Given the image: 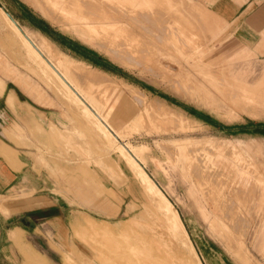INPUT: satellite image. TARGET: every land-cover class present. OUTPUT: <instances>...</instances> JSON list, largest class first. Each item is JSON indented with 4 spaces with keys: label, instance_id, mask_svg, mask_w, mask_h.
I'll list each match as a JSON object with an SVG mask.
<instances>
[{
    "label": "rangeland",
    "instance_id": "rangeland-1",
    "mask_svg": "<svg viewBox=\"0 0 264 264\" xmlns=\"http://www.w3.org/2000/svg\"><path fill=\"white\" fill-rule=\"evenodd\" d=\"M211 2L0 0L63 79L0 13V264H264V55Z\"/></svg>",
    "mask_w": 264,
    "mask_h": 264
},
{
    "label": "crops",
    "instance_id": "crops-1",
    "mask_svg": "<svg viewBox=\"0 0 264 264\" xmlns=\"http://www.w3.org/2000/svg\"><path fill=\"white\" fill-rule=\"evenodd\" d=\"M210 9L219 20L226 24V32L232 34L234 39H237V41L245 47L250 49L253 48L255 51H258L259 54L264 55V0H212ZM0 13L6 22L13 27L28 51L34 52L41 58L36 49L25 39L20 29L7 18L4 12L0 10ZM43 62L55 73L44 59ZM57 77L59 78L58 75ZM15 106V95L6 91L4 84H1L0 114L3 113V111L4 113L9 112V108L13 109ZM21 158L22 156L19 155V152L0 140V197H6V195L11 194L21 186L23 175L26 171L25 168H20L21 165L23 166L25 164ZM2 207L3 205L0 202V208ZM8 220L10 221L9 218L0 219L1 252L4 251V244H7L10 238L15 243L19 242V237L17 233H15L17 230L16 227L6 228L11 222Z\"/></svg>",
    "mask_w": 264,
    "mask_h": 264
},
{
    "label": "bare ground",
    "instance_id": "bare-ground-1",
    "mask_svg": "<svg viewBox=\"0 0 264 264\" xmlns=\"http://www.w3.org/2000/svg\"><path fill=\"white\" fill-rule=\"evenodd\" d=\"M80 2V1H79ZM42 4V3H41ZM42 5H44V4H42ZM73 5H75V4H73ZM45 6V5H44ZM43 6V7H44ZM76 6V5H75ZM78 6H79V4H78ZM77 7V6H76ZM45 8H47V7H44V9ZM47 10H48V8H47ZM53 10V9H52ZM90 10V9H89ZM48 12L50 13V11L48 10ZM53 12H55V11H53ZM52 13V12H51ZM88 13V12H87ZM53 14V13H52ZM90 14V13H89ZM88 14V15H89ZM48 15V14H47ZM50 16V15H49ZM55 17V16H54ZM98 28H100V27H98ZM88 29V28H87ZM89 29H91V32L93 31V28H89ZM88 29V31H90ZM105 29V28H104ZM98 30H101V29H98ZM110 30V29H109ZM113 32H114V30H113ZM90 33V32H89ZM102 34H103V31L101 32ZM106 33H107V31H106ZM112 33V32H111ZM108 35H110V34H108ZM122 35V34H121ZM99 36V35H98ZM101 36V35H100ZM24 37H25V39L31 44V46L32 47H34L35 49H36V51L38 52V54H39V56L41 57V58H43L44 59V61L47 63V65L48 66H50L52 69H53V71H54V68L52 67V65L50 64V62H48L46 59H45V57H43L42 56V54L39 52V50L36 48V46L34 45V43H32V42H30V40L24 35ZM117 37V36H116ZM118 39V38H117ZM125 39H126V37H125ZM124 40V39H123ZM122 41V40H121ZM109 42H110V40H109ZM103 43V42H102ZM120 43V42H119ZM125 44V46H124V48L125 47H127L128 45H127V43L128 42H124ZM109 45V44H108ZM120 45H121V43H120ZM136 45V44H135ZM113 49V48H112ZM133 51H131V53H132ZM42 59V60H43ZM58 76H59V74L58 73H56ZM59 78L61 79V81L63 82V79L61 78V76H59ZM64 85H66L67 86V84H65V83H63ZM68 88H69V86H67ZM70 90L78 97V95H77V93L74 91V90H72V88H70ZM165 198V197H164ZM166 206H167V204H166ZM171 209V208H170ZM177 212V211H176ZM171 214V213H170ZM173 215H172V220H173V223L176 225V226H179V223H178V219H177V217H176V215L174 214V213H172ZM182 225V224H181ZM89 226V225H88ZM182 229V228H181ZM184 233V232H183ZM186 238V237H185ZM187 240V239H186ZM187 247H188V251H189V256L191 257V259L192 260H195L197 257L195 256V252H194V249H193V246H192V244L190 243V241L188 242V244H187ZM198 259V258H197ZM195 263V262H194ZM196 264H201L200 263V261L198 260L197 262H196Z\"/></svg>",
    "mask_w": 264,
    "mask_h": 264
},
{
    "label": "trees",
    "instance_id": "trees-1",
    "mask_svg": "<svg viewBox=\"0 0 264 264\" xmlns=\"http://www.w3.org/2000/svg\"><path fill=\"white\" fill-rule=\"evenodd\" d=\"M99 64V63H98ZM100 65V64H99Z\"/></svg>",
    "mask_w": 264,
    "mask_h": 264
}]
</instances>
